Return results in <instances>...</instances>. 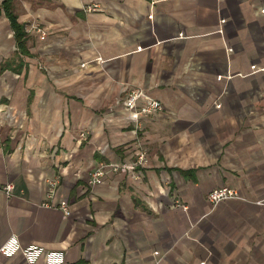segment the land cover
Segmentation results:
<instances>
[{
	"label": "crops",
	"instance_id": "1",
	"mask_svg": "<svg viewBox=\"0 0 264 264\" xmlns=\"http://www.w3.org/2000/svg\"><path fill=\"white\" fill-rule=\"evenodd\" d=\"M3 1L0 264H264V0Z\"/></svg>",
	"mask_w": 264,
	"mask_h": 264
},
{
	"label": "built area",
	"instance_id": "2",
	"mask_svg": "<svg viewBox=\"0 0 264 264\" xmlns=\"http://www.w3.org/2000/svg\"><path fill=\"white\" fill-rule=\"evenodd\" d=\"M98 5L97 4H89L86 7L87 11H93L97 10ZM264 12V9H262ZM224 21V20H222ZM37 33L40 34L41 39H45L46 32L41 27H37ZM253 69H256V66H252ZM126 108L132 112L134 118L136 121L141 120L142 115H154L160 111L163 110V104L160 100L157 98L152 97L149 95L144 89L142 88H131L128 91L127 99H126ZM82 136H85L84 133H82ZM148 163V153L145 148L141 147L138 155L136 158L128 164L118 165V164H102L95 170L91 172L90 179H89V185H97L101 184L103 182V178L105 177V174L107 172V169L112 170L113 172H119L122 169H133L138 166H143ZM59 181L57 179L51 180L49 182V188L47 191V198L43 205L45 207H51L52 204L50 200H52L56 193V188ZM13 185L12 184H6L3 189L4 191L10 195L12 191ZM231 198H240L239 192L231 187L223 186L218 187L213 190H211L208 194V200L212 205H217L218 203L222 202L226 199ZM68 204L65 202H61L59 204V208L65 211L67 215H69L71 212L68 208ZM1 251L7 252V246H2L0 248ZM29 251H26L25 254L29 255ZM157 253V252H156Z\"/></svg>",
	"mask_w": 264,
	"mask_h": 264
},
{
	"label": "trees",
	"instance_id": "3",
	"mask_svg": "<svg viewBox=\"0 0 264 264\" xmlns=\"http://www.w3.org/2000/svg\"><path fill=\"white\" fill-rule=\"evenodd\" d=\"M2 4H3L4 11H5L6 15L8 16V18L11 21V25L15 29L16 36L20 41V39L25 35L24 25L20 24L17 21V16L15 14H13V12L10 10L9 0H4Z\"/></svg>",
	"mask_w": 264,
	"mask_h": 264
},
{
	"label": "rangeland",
	"instance_id": "4",
	"mask_svg": "<svg viewBox=\"0 0 264 264\" xmlns=\"http://www.w3.org/2000/svg\"><path fill=\"white\" fill-rule=\"evenodd\" d=\"M40 27V26H39ZM27 28L29 29V32H36L37 33V26H27ZM42 28V27H41ZM43 29V28H42ZM46 38V37H45Z\"/></svg>",
	"mask_w": 264,
	"mask_h": 264
}]
</instances>
